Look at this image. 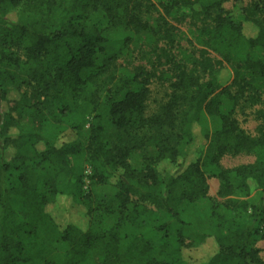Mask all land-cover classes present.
<instances>
[{"label": "trees", "instance_id": "obj_1", "mask_svg": "<svg viewBox=\"0 0 264 264\" xmlns=\"http://www.w3.org/2000/svg\"><path fill=\"white\" fill-rule=\"evenodd\" d=\"M225 2L255 35L244 34ZM22 3L34 15L10 19ZM185 21L194 31L188 46L175 25ZM132 50L141 61L122 72L119 59ZM11 90L20 96L4 110ZM247 110L253 129L240 120ZM71 114L79 127L88 123L84 140L63 124ZM195 126L203 145L183 163ZM67 129L77 137L59 142ZM75 154L85 155L88 176ZM234 156L252 160L226 167ZM164 159L177 168L160 177L153 164ZM86 177L112 180V200L94 208ZM210 177L218 200L208 194ZM250 179L261 193L255 204L233 197L248 195ZM58 195L83 202L85 229L56 224L46 206ZM263 196V0H0V264H187L182 250L207 241L216 250L203 264H264L254 246L264 234L234 216L251 209L253 222L264 221Z\"/></svg>", "mask_w": 264, "mask_h": 264}, {"label": "rangeland", "instance_id": "obj_2", "mask_svg": "<svg viewBox=\"0 0 264 264\" xmlns=\"http://www.w3.org/2000/svg\"><path fill=\"white\" fill-rule=\"evenodd\" d=\"M250 0H244V4L248 3ZM264 3V0H263ZM224 8L227 11V15L234 21H243V13L242 11L234 6L231 2H225L223 4ZM187 13V10H183ZM34 15V10L31 8V6L27 3H22L18 5L16 8L9 10L8 16L12 20H16L21 16H29ZM94 22H98L101 28L106 29V23L102 18L94 17L92 18ZM178 34L180 35V38H182V44L185 46H188V40L193 38V26L189 21H185L182 24H176ZM243 32L246 36H253L256 33V28L252 23L248 21H243ZM140 54L137 53V51L132 50V55L128 56V53L125 54L122 58L119 59V68H122V72L131 70V65L128 63V60H131L133 62H140ZM219 73L220 80L226 81L225 79L229 75V68L226 64H223L221 67ZM154 90H157V87H154ZM157 93V92H156ZM19 91L17 90H11L9 91L7 95V101L2 104V108L4 110H7V108L13 106L14 101H16L19 98ZM240 120L242 122V125L247 129H253L256 125V120L254 119V116L252 112L246 111V115H241ZM82 119L77 114H71L67 118L63 119V124L66 125V127H76L77 131L80 134V139L84 140L87 136V130H88V123L85 124L83 127H79V124L81 123ZM25 123V119H22L21 122ZM77 137L76 131H72L70 129L65 130L64 132L59 135V142H65L73 140ZM203 145V140L199 132V127H194V141L190 150V154L187 157L183 163H187L191 160H193L201 151ZM15 148L10 146L7 147L4 151V158L10 159L14 153ZM137 160V159H136ZM251 156H234V157H227L223 160V164L226 167L234 166L239 163L248 162L251 161ZM71 161L73 164L78 166L83 170L87 176L90 174V166L89 163L85 157V155L82 154H75L71 156ZM154 168L157 170L160 177H164L168 173L175 172L177 165L175 163L170 162L167 159L155 162ZM249 184V192L248 195H245L241 190H235L233 197L238 199H245L248 201L249 204H255L259 197L261 196V193L259 189L256 187V184L253 180H248ZM208 186H209V196L215 200H218L219 197L217 195L218 189H219V181L216 177H210L208 179ZM83 192L84 194H88L92 199V205L94 208H96V201L103 199L112 200L116 189L113 184V181L110 180L106 183L101 184H94L90 182L89 178L84 179L83 184ZM262 202L264 204V196L262 199ZM208 202L206 200L199 203V207L202 209H205V206ZM46 211L50 214V216L54 219L56 224L63 228L68 224H74L80 227L81 229H85L88 224V219L85 214V207L83 202L67 195H58L55 200L51 203H49L46 206ZM98 215L100 214V211L98 210L96 212ZM236 220L240 223H253L257 228L259 229L261 234H264V221H252L253 217L251 215V209L248 210H239L236 211L234 214ZM107 223H111L113 221V216L105 217ZM172 236L175 238L174 234V226L172 227ZM254 246L258 249L259 255L264 259V237L257 236L255 238ZM215 245L212 241H207L205 244H203L200 247L195 248H184L182 250V257L186 261L187 264H203L214 252H215Z\"/></svg>", "mask_w": 264, "mask_h": 264}]
</instances>
